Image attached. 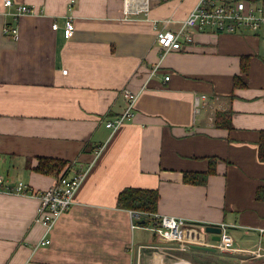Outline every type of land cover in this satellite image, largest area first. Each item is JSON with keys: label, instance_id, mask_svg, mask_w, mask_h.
Wrapping results in <instances>:
<instances>
[{"label": "crops", "instance_id": "0c3cea01", "mask_svg": "<svg viewBox=\"0 0 264 264\" xmlns=\"http://www.w3.org/2000/svg\"><path fill=\"white\" fill-rule=\"evenodd\" d=\"M14 2L0 0V174L46 189L58 177L34 167L47 156L86 175L50 230L36 221L37 196L0 192V264H205V256L227 255L243 264L263 257L264 26L195 31L192 43L166 51L158 31L178 27L198 0H149L147 12L130 15L125 0ZM20 3L36 10L16 19ZM69 17L72 38L64 34ZM7 26L19 27L18 40ZM243 56L250 57L248 84L240 86ZM126 90L139 94L134 114L111 129L106 122L125 111ZM199 94L208 97L197 105ZM221 112L231 114L232 127L217 124ZM211 166L205 184L185 181L186 172ZM128 186L157 190V212L186 219L205 246L216 241L206 227L224 225L239 250H180L133 227L154 219L118 206ZM138 229L149 233L142 238ZM43 238L51 242L39 244Z\"/></svg>", "mask_w": 264, "mask_h": 264}, {"label": "built area", "instance_id": "2783aa9c", "mask_svg": "<svg viewBox=\"0 0 264 264\" xmlns=\"http://www.w3.org/2000/svg\"><path fill=\"white\" fill-rule=\"evenodd\" d=\"M252 0H198L197 5L190 11L188 16L181 21L178 27L159 30L157 42L166 51L181 50L187 43L194 41L195 31L213 30L217 32H239L243 27L259 29L264 26V6L251 2ZM7 7L15 5L14 0H4ZM149 0H125L124 9L126 15L139 14L149 10ZM36 9L29 4H17L13 16L18 19L25 13H32ZM172 18L167 19V22ZM53 29L59 28V23L54 21ZM76 30L75 21L72 17L67 18L64 26L66 38H72ZM5 31L18 40L20 38V29L17 26H7ZM67 69H63L67 73ZM170 78L169 75L166 76ZM127 106L125 111L118 117L106 122L107 126L116 130L127 117L134 114L135 103L139 94L130 90L125 91ZM206 94L196 95V104L200 105L203 100L207 99ZM86 172L78 170L67 172L57 178L55 184L43 190H36L24 181L10 183L4 175L0 174V192L34 195L40 199L36 221L42 223L47 230L57 223L62 214L74 203L75 196L81 187ZM153 216V224L148 225L146 222L134 221L133 227H143L150 229L165 242L171 244L173 248L187 250L192 244H207L202 239L201 231L196 227L188 224V221L182 217L168 214L147 213L133 211V218H140V215ZM143 219V218H142ZM146 219V218H144ZM221 238L212 245L223 251H237L235 239L231 233L222 225ZM49 238H43L39 244L50 243ZM205 246V245H204ZM159 249L161 246H155ZM163 252L164 249H163Z\"/></svg>", "mask_w": 264, "mask_h": 264}, {"label": "trees", "instance_id": "16d2710c", "mask_svg": "<svg viewBox=\"0 0 264 264\" xmlns=\"http://www.w3.org/2000/svg\"><path fill=\"white\" fill-rule=\"evenodd\" d=\"M257 2L259 0H252ZM249 56H243L242 74L235 77V84L244 86L248 84ZM231 114L221 112L217 115V124L232 127ZM226 117L229 119L227 120ZM259 157L264 161V130L259 140ZM70 163L67 159L55 157H39L38 164L34 169L43 174L55 175L59 177L67 173ZM214 172V166L208 171L186 172L185 181L195 184H205L209 174ZM264 189H262L263 191ZM262 197H264L262 195ZM160 194L155 189L135 186L125 187L118 195L117 204L119 207L137 210L139 212L155 213L158 211Z\"/></svg>", "mask_w": 264, "mask_h": 264}, {"label": "rangeland", "instance_id": "374dc122", "mask_svg": "<svg viewBox=\"0 0 264 264\" xmlns=\"http://www.w3.org/2000/svg\"><path fill=\"white\" fill-rule=\"evenodd\" d=\"M138 232H139L140 237H142V238H144L146 236L144 233H146V234L149 233V232H146L144 230H139V229H138ZM262 252H264V250H262ZM220 253L221 252H219V254ZM246 256H249V255H246ZM226 257L227 258H223L222 260H217L218 259L217 256L216 257L215 256H205V261H206L205 264H212L213 262H216L218 264H233V262L229 259L230 256L227 255ZM258 259H259L258 261H253V262H252V260L245 261L243 264H246V263H248V264H264V256L261 258H258Z\"/></svg>", "mask_w": 264, "mask_h": 264}, {"label": "water", "instance_id": "95a60500", "mask_svg": "<svg viewBox=\"0 0 264 264\" xmlns=\"http://www.w3.org/2000/svg\"><path fill=\"white\" fill-rule=\"evenodd\" d=\"M206 231L213 233V239L218 241L221 238V232H222V228L217 226V225H208L206 227ZM197 247H200L202 249H209V250H217L215 247H211V246H204V245H196Z\"/></svg>", "mask_w": 264, "mask_h": 264}, {"label": "bare ground", "instance_id": "6f19581e", "mask_svg": "<svg viewBox=\"0 0 264 264\" xmlns=\"http://www.w3.org/2000/svg\"><path fill=\"white\" fill-rule=\"evenodd\" d=\"M155 253H156V251H155ZM162 255H163V254H162ZM162 255H161V256H162ZM161 258H162V257H161ZM180 260H181V259H180Z\"/></svg>", "mask_w": 264, "mask_h": 264}, {"label": "flooded vegetation", "instance_id": "af4514ba", "mask_svg": "<svg viewBox=\"0 0 264 264\" xmlns=\"http://www.w3.org/2000/svg\"><path fill=\"white\" fill-rule=\"evenodd\" d=\"M217 249V248H216Z\"/></svg>", "mask_w": 264, "mask_h": 264}]
</instances>
